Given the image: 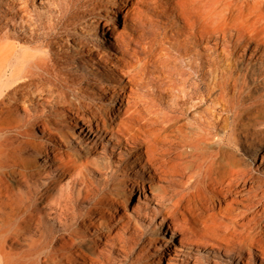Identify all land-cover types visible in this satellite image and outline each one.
<instances>
[{"label":"bare ground","instance_id":"1","mask_svg":"<svg viewBox=\"0 0 264 264\" xmlns=\"http://www.w3.org/2000/svg\"><path fill=\"white\" fill-rule=\"evenodd\" d=\"M148 1L0 0V264H264V0Z\"/></svg>","mask_w":264,"mask_h":264},{"label":"rangeland","instance_id":"2","mask_svg":"<svg viewBox=\"0 0 264 264\" xmlns=\"http://www.w3.org/2000/svg\"><path fill=\"white\" fill-rule=\"evenodd\" d=\"M22 1L27 3L30 10H33V14L40 12L41 0H22ZM151 1L149 0L147 3L144 2V4L143 3L142 4L141 3L132 4L131 7H134L135 15H136V17L134 15V23L132 25H130L131 24L130 21H128L129 24L128 23L126 24L123 19H121V22L115 21V23H114L116 30L119 31L120 34L125 35L126 37H128L129 35H132V38H133L132 47L142 57L145 56L144 53H146V49L148 46L147 43L150 42L153 39V37H155L157 35V36H159L158 37L159 39L164 40L165 37L170 34L168 31V30H170L168 28L169 22L166 21V18L164 17V14H166L168 12L166 0H158L157 6L159 8V10H158L159 17L157 15L158 13L155 11L156 10L155 1L154 0H151ZM36 10H37V12H36ZM88 16H89L88 14H83V18H88ZM137 18H138V20H137ZM131 26H133V27H131ZM132 28H134V29H132ZM156 29H157V32H159V33H156ZM154 32H155V35H153ZM93 37H95V36L93 35ZM65 39H67V38L65 37ZM59 41H61V40H59ZM90 45L94 49L95 45L92 43H90ZM103 45L106 46L104 43H103ZM220 51H221V49L219 50V52ZM74 65L75 66L78 65V59H76V62ZM151 68L152 67L149 66L148 77H147L149 82H151L153 80V79H151V78H153V73H152L153 69L151 71ZM75 70H76V68H75ZM142 93H144V92L142 91ZM145 93H150V92H145ZM245 99L249 100L248 97ZM122 106H125V105L122 104ZM193 109L194 108L190 109V112H192ZM190 112H189V114H190ZM186 118H188L187 120H192L193 116L189 115L187 117H184V120ZM247 120H248L247 117L244 116L243 117V121H244L243 124H245ZM260 132L261 131H259L257 133H255V132L253 133L251 131V133H249L248 135H244V133H247V130H246V127L241 126V128L239 130L238 138H239V143L241 146H243L245 152H238L236 150H235L236 151L235 152V151L230 150V149H223L222 157L227 158L228 160H230L235 165H239L240 167H244V168L254 170L255 165H254L252 156L255 153V151L260 148V146L262 144L261 142H262L263 137H262V134ZM221 133H223V132H221ZM188 151H190V150L188 149ZM176 186H177L176 183H168V184L165 183L164 188H165V190L167 189V192L170 193V192H173L175 190ZM262 188H264V186ZM171 190H173V191H171ZM135 201H136V198H135ZM261 216H262V214H260L258 216V218H259V221L262 222V220H264V219H262L263 216L262 217ZM166 227H167V225H165V229H166ZM189 234H190V236H189ZM178 236L180 237V236H182V234L179 233ZM183 238L192 241V240L196 239V235H194L193 233L186 230L183 234ZM152 255H153L152 251H149V253L147 255L148 257L147 258L145 257L146 264L151 263V260L153 258ZM246 256L248 257V255H246ZM163 264H166L165 260H163Z\"/></svg>","mask_w":264,"mask_h":264}]
</instances>
